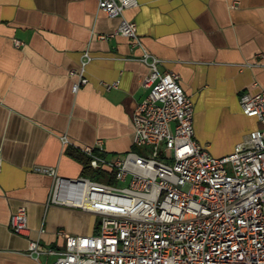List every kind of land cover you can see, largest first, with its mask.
Here are the masks:
<instances>
[{
  "label": "crops",
  "instance_id": "obj_1",
  "mask_svg": "<svg viewBox=\"0 0 264 264\" xmlns=\"http://www.w3.org/2000/svg\"><path fill=\"white\" fill-rule=\"evenodd\" d=\"M124 16L137 23L140 45L111 35L121 18L97 0H0V264H50L57 255L31 253V241L61 249L66 235L97 231V216L48 205L53 178L34 167L77 177L74 149L99 139L107 154L141 149L132 116L153 57L179 74L196 139L213 155L259 126L240 96L264 89V0H138ZM83 61L88 82L73 91L70 71ZM20 206L25 234L9 226Z\"/></svg>",
  "mask_w": 264,
  "mask_h": 264
},
{
  "label": "built area",
  "instance_id": "obj_2",
  "mask_svg": "<svg viewBox=\"0 0 264 264\" xmlns=\"http://www.w3.org/2000/svg\"><path fill=\"white\" fill-rule=\"evenodd\" d=\"M97 3L121 18L111 35L141 44L137 23L124 16L138 0ZM84 55L90 58L88 51ZM85 63L70 71L77 76L73 91L88 82ZM159 63L157 57L149 61L142 79L147 94L132 116L134 143L141 149L107 154L101 139L80 149L90 169L105 170L113 182L34 167L53 178L48 205L91 213L100 221L92 234L60 230L66 235L61 249L33 240L31 253H55L50 264H264V89L240 96L242 111L259 126L233 151L215 156L196 139L194 104L179 74L162 72ZM9 226L27 233L25 206L12 213Z\"/></svg>",
  "mask_w": 264,
  "mask_h": 264
},
{
  "label": "trees",
  "instance_id": "obj_3",
  "mask_svg": "<svg viewBox=\"0 0 264 264\" xmlns=\"http://www.w3.org/2000/svg\"><path fill=\"white\" fill-rule=\"evenodd\" d=\"M72 151H73V153L77 154V156L79 157V159L82 162V173L83 174L89 175L91 177H94L96 179H99V180H102L105 182H109V183L113 182L112 179H108L106 177L105 170L94 171V170L90 169V167L88 165V157L80 149H74Z\"/></svg>",
  "mask_w": 264,
  "mask_h": 264
},
{
  "label": "rangeland",
  "instance_id": "obj_4",
  "mask_svg": "<svg viewBox=\"0 0 264 264\" xmlns=\"http://www.w3.org/2000/svg\"><path fill=\"white\" fill-rule=\"evenodd\" d=\"M98 221H100V217H97Z\"/></svg>",
  "mask_w": 264,
  "mask_h": 264
}]
</instances>
